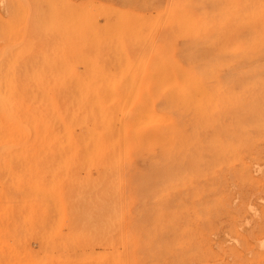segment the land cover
I'll return each instance as SVG.
<instances>
[{"label":"rangeland","instance_id":"rangeland-1","mask_svg":"<svg viewBox=\"0 0 264 264\" xmlns=\"http://www.w3.org/2000/svg\"><path fill=\"white\" fill-rule=\"evenodd\" d=\"M0 3V152L9 90L36 122L0 153V264H264V0ZM90 83L149 111L118 192L61 173L62 99Z\"/></svg>","mask_w":264,"mask_h":264},{"label":"bare ground","instance_id":"bare-ground-1","mask_svg":"<svg viewBox=\"0 0 264 264\" xmlns=\"http://www.w3.org/2000/svg\"><path fill=\"white\" fill-rule=\"evenodd\" d=\"M0 4H2V3H0ZM205 17H206V15H205ZM205 17L203 16V19H206ZM193 21L195 22L194 19H193ZM206 21H208V19H206ZM197 38H198V36H197ZM9 44H10V42H9ZM13 46H14V43H13ZM9 47L12 50V47L11 46H9ZM5 52H6V49H5L4 53ZM122 56H123V54H122ZM126 58L127 57H125V59ZM120 60H121V58H120ZM123 64H126V63H122V65ZM132 64H131V66H132ZM139 65H138V67H139ZM242 65H243V63H242ZM123 67H125V66H123ZM200 68H201V70L204 69V68L202 69V67H200ZM130 69H131V67H130ZM136 69H137V67H136ZM132 70H134V69H132ZM137 72H138V70H137ZM127 74H128V72H127ZM125 77H126V79H125ZM125 77H124L123 81H126L125 82V84H126V83H128L127 82L128 76H125ZM253 77L254 76L251 75L252 80H254ZM81 87L78 90L80 92L83 90L84 93H80V92L77 93V91L67 93L66 95H64V97L62 99V105L60 104L62 106V116H61V124H60L61 127H59V128H61L60 143H59L60 144L59 145V148H60L59 149V156L61 159L60 161H62L61 173H63L65 178H67V180L70 181L68 183V185H66V187L71 188V189L76 188V189H80V190H103V191H113V192L114 191L115 192L121 191L123 188L127 150L129 148V146H131L130 141H129V137L132 136L133 129H134L136 123L139 121V119L143 118L145 120L146 115H144V114H149V111H146L143 108V106L141 105V102H143V100L139 101L135 95H131L130 93L129 94L123 93L122 91L124 89L122 88L121 85H117V83L116 84L115 83H104V84H93V83L91 84L90 83V84H83ZM9 94L11 96V102L6 103L4 105H1V108L4 111L9 109L11 114H12V119H10V122H9L7 128H5L3 130V138L6 139L9 137V139H12V143H10L9 145L4 144L0 153L2 154L1 158H5V163L3 165L6 166L7 168L11 169L13 162L18 159V158L16 159V155H14L15 151L13 150V147H14L13 145L15 143L20 144L18 142L21 140H18V139L21 137L18 138V133H20L22 130L24 131L28 125H26V126L20 125L21 126V129H20L19 124H17V121L19 122V120L15 118L16 112L18 110L24 108L26 106V103H21L22 101L19 100L17 97L16 98L14 97V99L12 101L14 94L10 90H9ZM204 94H205V92H204ZM3 98H6V92H2L1 99H3ZM45 101H47V100H45ZM1 104H3V101H1ZM26 107L28 109V106H26ZM27 109H24V110H26V112H27ZM34 112L35 111H33V113ZM22 114H25V113H23V111H22ZM22 114H20V115H22ZM28 114H29V112H28ZM28 114H27V116H28ZM142 115L145 118L144 117L140 118ZM25 116H26V114H25ZM25 116H23V118ZM32 118H34V117H32ZM20 121H22V120H20ZM26 121H27L26 119H25V122L23 120V124L26 123ZM31 121L33 122V119H31ZM27 123H29V122H27ZM34 123L36 124L35 120L33 123H29L30 125L28 127L31 128L32 127L31 124L33 125ZM38 129H39V127H38ZM29 130L33 131L32 129H29ZM30 133H31L30 135H32V132H30ZM39 133H41V132H39ZM33 134H34V136L33 135L32 136L35 137L36 133H33ZM25 135H27V134H25ZM27 137L28 136L23 137L24 138L23 141H26ZM33 137L32 138H31V136L29 137V139H32V140H30L32 142H33V140L36 141V139H34ZM29 139L27 138L28 142H30ZM14 141H16V142L14 143ZM22 143H21V145H22ZM25 143H27V142H25ZM31 143H28L29 146L24 144V145H26L25 149L23 151L24 153L31 151L30 150V149H32L30 147ZM21 145H19V146H21ZM24 145L21 147H24ZM33 145L34 144H32V146ZM27 146L30 148L28 149ZM15 148H16V146H15ZM34 149H32V150L34 151ZM141 149H143L142 146H141ZM34 153H35V151H34ZM58 169H59V167H58ZM49 176H48V178H49ZM62 183H65V182H62ZM52 185H54V183H52ZM63 186H62V188H63ZM258 192H256V193H258ZM227 197H228V195H227ZM260 199H259V201H260ZM102 213H104V215H105V212H102ZM171 220L174 221V219H172V218H171ZM171 223H173V222H171ZM104 227L105 226H103V228ZM250 231H251V228H250ZM109 232H111V231H109ZM114 245H115V243H114ZM149 247L151 248V246H149ZM123 248H124V246H123ZM124 249L127 250V248H124ZM172 250H174V249H172ZM174 254L176 255V252ZM261 254H263V253L261 252ZM261 256L262 255H260V257Z\"/></svg>","mask_w":264,"mask_h":264}]
</instances>
